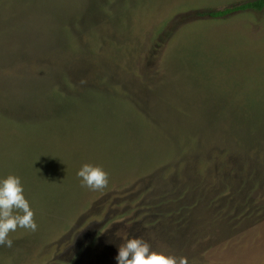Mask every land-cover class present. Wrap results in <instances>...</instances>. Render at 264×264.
<instances>
[{
    "label": "rangeland",
    "instance_id": "obj_1",
    "mask_svg": "<svg viewBox=\"0 0 264 264\" xmlns=\"http://www.w3.org/2000/svg\"><path fill=\"white\" fill-rule=\"evenodd\" d=\"M253 1L0 0V176L38 224L0 264H116L118 230L264 264V8L234 10Z\"/></svg>",
    "mask_w": 264,
    "mask_h": 264
},
{
    "label": "clouds",
    "instance_id": "obj_2",
    "mask_svg": "<svg viewBox=\"0 0 264 264\" xmlns=\"http://www.w3.org/2000/svg\"><path fill=\"white\" fill-rule=\"evenodd\" d=\"M77 176L81 187L92 191L105 189L109 185V173L98 165L84 164ZM34 216L21 178L15 174L0 176V246L12 247L9 233L17 228L35 232L38 224ZM115 237L121 241L117 246L116 264H188L185 257L153 250L142 236L121 235L118 230Z\"/></svg>",
    "mask_w": 264,
    "mask_h": 264
},
{
    "label": "trees",
    "instance_id": "obj_3",
    "mask_svg": "<svg viewBox=\"0 0 264 264\" xmlns=\"http://www.w3.org/2000/svg\"><path fill=\"white\" fill-rule=\"evenodd\" d=\"M264 8V0H255L253 2H249V3H245L241 6H238V7H235L234 10H240V9H255V10H261ZM233 9H224V10H221L219 12H213V15H216V16H224L230 12H232Z\"/></svg>",
    "mask_w": 264,
    "mask_h": 264
}]
</instances>
